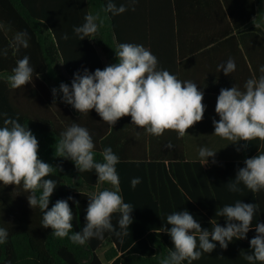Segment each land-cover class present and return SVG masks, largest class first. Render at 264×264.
Returning a JSON list of instances; mask_svg holds the SVG:
<instances>
[{"label": "trees", "instance_id": "1", "mask_svg": "<svg viewBox=\"0 0 264 264\" xmlns=\"http://www.w3.org/2000/svg\"><path fill=\"white\" fill-rule=\"evenodd\" d=\"M108 2L0 0V127L5 119H16L36 136L39 157L54 167L46 177L57 185L49 210L57 200L72 197L68 200L74 214L72 232L81 231L85 224L88 197L112 188L107 183L98 184L94 170L80 173L71 160L55 156V142L62 132L73 123L87 128L97 161H102L101 152L106 147L119 157L116 171L120 195L134 208L130 214L133 223L127 235H116L122 231L118 226L120 214L116 213L111 221L115 231H105L103 239L94 237L84 245L74 244L67 237H54L51 228L42 227L43 212L29 206L28 193L22 186H0V227L8 231L6 243L0 244V264H160L173 247L170 236L162 230L167 226V216L162 215L163 186L182 185L181 179L192 177L235 176L237 169L245 166L248 150L257 147V141L247 145L240 142V156L216 160L213 169H204L200 161L187 158L186 136L178 138L174 131L152 136L133 125L130 116L121 118L111 130L95 110L81 114L62 102V93L53 104L52 88L58 89L61 83L71 86L74 74L85 68L94 72L117 62L115 49L120 43L143 45L158 63L164 59L165 69L171 74L176 63L187 57L226 52L229 57L223 62L233 59L235 71L246 70L256 79L264 74L260 72L264 66V0H111L127 8L119 15L103 12ZM89 12H100L108 19L95 37L80 41L73 29L84 23ZM20 31L27 32L29 47L16 51L10 45ZM4 51L7 55L2 54ZM25 55L34 69L33 81L12 89L3 77L11 75L16 61ZM196 84L200 90L205 89ZM169 143L174 149H183L184 156L176 152L170 155ZM133 178L141 181L135 188L131 185ZM255 200L260 223H264V204L258 195ZM222 205L218 204V212ZM199 220L203 229L212 230L209 217L201 215ZM213 221L226 224L218 215ZM255 235L254 227L245 239H234L227 249L217 243L211 253H202L192 264H250L245 255L252 252L250 240ZM103 249L105 260L99 254Z\"/></svg>", "mask_w": 264, "mask_h": 264}, {"label": "clouds", "instance_id": "2", "mask_svg": "<svg viewBox=\"0 0 264 264\" xmlns=\"http://www.w3.org/2000/svg\"><path fill=\"white\" fill-rule=\"evenodd\" d=\"M127 8L109 2L104 13L119 15ZM108 17L100 12H89L84 23L73 29L79 40L95 37L104 26ZM0 28L3 25L0 24ZM64 39H68L65 35ZM16 51L20 47L28 48L27 32H17L10 45ZM3 55H7L4 51ZM115 63L89 72L74 74L71 86L61 83L59 88H52L53 104L59 93L62 102L71 105L81 114L95 110L102 122L110 129L123 117L130 116L133 125L142 128L147 134L162 136L166 131H174L178 138L188 134V129L202 122L206 111L203 103L204 93L192 81H182L167 70L158 69V59L143 45L120 43L115 49ZM225 76L236 70V64L229 58L218 66ZM264 73V66L260 68ZM34 69L29 57L16 61L12 74L3 77L12 89H20L33 81ZM39 75V74H38ZM37 75V76H38ZM215 113L219 120L213 119L214 135L230 141V144L245 145L254 140L264 142V74L258 79H248L243 90L237 86L220 89L216 100ZM0 127V186H22L28 193L27 201L32 209L43 212L42 227L51 228L56 238H68L74 244L84 245L91 238L103 239L105 231H115L112 216L120 214L118 226L122 230L116 235H127V229L133 223V207L125 203L120 195V178L116 171L119 157L111 147L101 152L102 161L95 159V144L87 128L73 123L61 133L55 142V156L71 160L80 172H95L98 184H110L88 197L85 224L81 231L72 232L74 214L67 199H59L49 210L50 197L57 188L56 182L46 179L54 172L53 165L39 157V141L28 125H22L16 119H5ZM172 148L171 143L167 144ZM237 151L240 148L237 147ZM217 151L206 146L199 148L198 157L201 165H207ZM244 167L237 169L235 178L226 185L229 191H240L243 184L252 193L264 190V152L247 158ZM62 170V169H60ZM133 178L131 185L135 188L140 183ZM40 192V195H37ZM77 205L79 202H76ZM257 210L254 203L236 201L223 206L216 215L224 217L225 226L210 221L212 230L203 229L201 224L187 210L174 212L167 216V226L162 228L170 236L173 247L160 264H183L201 258L202 253H211L217 246L227 249L234 239H245L253 225ZM170 226V227H168ZM256 235L250 240L252 252L245 259L254 264H264V223L255 225ZM71 233V235H70ZM7 229L0 227V244L7 241Z\"/></svg>", "mask_w": 264, "mask_h": 264}, {"label": "crops", "instance_id": "3", "mask_svg": "<svg viewBox=\"0 0 264 264\" xmlns=\"http://www.w3.org/2000/svg\"><path fill=\"white\" fill-rule=\"evenodd\" d=\"M131 4H129L130 7ZM160 57L163 58V56ZM227 57H229L227 52L223 54L208 53L192 59L187 57L183 61H178L174 68L173 75H176L178 79L194 83L198 82L205 88L201 89L204 93L203 103L206 105L204 118L202 122H198L194 127L188 129V134L185 135L187 140L186 154L189 160L200 161L198 151L202 146L217 151L215 161L230 160L241 155V151H237L238 145L230 144V141L221 139L213 134L214 126L212 121L213 119L219 120L218 115L215 113V105L220 89L231 88L234 85L243 90L245 82L251 79L246 70L234 71L228 76H225L223 71H218V66L224 64L223 60ZM163 60L160 59L158 67L159 69L166 70V64ZM254 141H257V147L252 149V151L248 150V158L264 151V142L258 139ZM168 152L171 153L170 155L176 152L178 155L184 156L183 149L170 148ZM212 159L209 158L208 164L202 165V167L204 169H213ZM234 178L235 176H213L208 178L200 176L188 178L187 181L181 179L184 184L178 186L171 183L168 189L163 186L162 215L168 216L174 212L187 210L202 225L199 220L201 215L209 217L212 223H215L213 218H215L216 212H218L219 203H223L222 207L232 205L236 201L256 204L255 195H258L264 204V190L252 193L243 184H240L238 185L240 191H229L226 184ZM258 223H260V217L257 209L253 218L252 228Z\"/></svg>", "mask_w": 264, "mask_h": 264}, {"label": "rangeland", "instance_id": "4", "mask_svg": "<svg viewBox=\"0 0 264 264\" xmlns=\"http://www.w3.org/2000/svg\"><path fill=\"white\" fill-rule=\"evenodd\" d=\"M105 252H106V249H103V250H101V251L99 252V254H100V256H101V258H102L103 260H105V258H104Z\"/></svg>", "mask_w": 264, "mask_h": 264}]
</instances>
